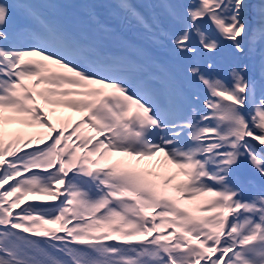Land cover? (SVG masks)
<instances>
[{"label": "snow or ice", "instance_id": "1", "mask_svg": "<svg viewBox=\"0 0 264 264\" xmlns=\"http://www.w3.org/2000/svg\"><path fill=\"white\" fill-rule=\"evenodd\" d=\"M82 7L0 0V264H264V0Z\"/></svg>", "mask_w": 264, "mask_h": 264}, {"label": "rangeland", "instance_id": "2", "mask_svg": "<svg viewBox=\"0 0 264 264\" xmlns=\"http://www.w3.org/2000/svg\"><path fill=\"white\" fill-rule=\"evenodd\" d=\"M37 1H38L39 5H40V7H39L40 8V11L42 13H44V14H47V15L50 13V15H49L50 19L51 20H54L53 19L54 14H53V10H52V8L55 6L54 2L51 1L48 4V7L46 8V10H48V11H45L44 7L47 5V3H45L44 0H37ZM91 1H93V0H73V2H70V1L67 2V7H65L63 9L64 14L65 15L72 16V14L74 13V17H75L74 18V22L72 24H70V25L78 28V25L77 24H78V22L80 20L81 15L87 16V11H88L86 8L82 7V5L87 4V3H91ZM105 1L108 3L107 5H109V4H115V2H116V0H105ZM137 2H139V3H145V2H153V0H137ZM108 10L112 13V15H111L112 20L113 21H116L117 23H119L120 20H121V18L118 15L115 14V11L116 10L114 8H108ZM90 28L91 27H89V29ZM151 52H153V53H160L154 47H153V50ZM135 54H136L135 52H132V55L131 56H135ZM156 55L162 56L163 54L160 53V54H156ZM251 66H253L254 67V70H256L258 72V53H257V57L252 61V65ZM57 115L58 116H61V117L72 116V115L78 116V114L70 113L67 110H64L63 112H58ZM14 128H16V125L9 126V129L10 130L11 129H14ZM32 131L33 132H37V131H43V130L39 129L38 127H34L32 129ZM116 158L117 159H120L119 157H116ZM113 160H115V158ZM109 242L111 243L112 241H109Z\"/></svg>", "mask_w": 264, "mask_h": 264}, {"label": "bare ground", "instance_id": "3", "mask_svg": "<svg viewBox=\"0 0 264 264\" xmlns=\"http://www.w3.org/2000/svg\"><path fill=\"white\" fill-rule=\"evenodd\" d=\"M54 11H55V12H58L57 9H55ZM96 11H97V13H98L99 11H101V7H97ZM106 12H107V11H106ZM108 14H109V13H108ZM100 16L102 17V16H104V14H101ZM87 19H88V18H87ZM64 23L67 24V21H65ZM111 24H112V25H115L114 22L111 23ZM118 27H119V26H118ZM127 31H129V28H127ZM137 34H138V33L135 31V32H134V35H137Z\"/></svg>", "mask_w": 264, "mask_h": 264}]
</instances>
